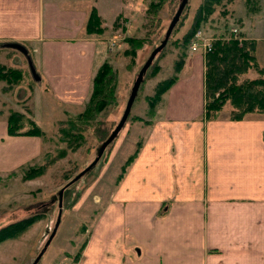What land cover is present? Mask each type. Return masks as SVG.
Masks as SVG:
<instances>
[{
	"label": "crops",
	"instance_id": "obj_1",
	"mask_svg": "<svg viewBox=\"0 0 264 264\" xmlns=\"http://www.w3.org/2000/svg\"><path fill=\"white\" fill-rule=\"evenodd\" d=\"M93 8L105 23L96 0H0V51H12L8 67L30 76L36 124L40 95L63 106L87 100L105 54L99 35L85 29ZM258 13L251 24L260 25L258 35L237 31L255 40L264 69ZM201 52H185L176 80L148 112L141 146L74 264H264V115L202 120ZM28 87L14 89L16 101ZM6 115L0 113V178L41 151L39 137L7 134Z\"/></svg>",
	"mask_w": 264,
	"mask_h": 264
},
{
	"label": "rangeland",
	"instance_id": "obj_2",
	"mask_svg": "<svg viewBox=\"0 0 264 264\" xmlns=\"http://www.w3.org/2000/svg\"><path fill=\"white\" fill-rule=\"evenodd\" d=\"M157 1L160 9L157 16L151 18L146 15V10ZM161 1L96 0L105 23L99 17L94 27L101 29L97 35L102 41L101 45L105 46V54L100 60L108 64L113 76L110 79L111 98L94 120L89 122L76 116L83 110L84 101L76 106H63L55 105L44 94L38 96L34 110L37 124L43 131V136L39 137L40 154L31 163L0 178V227L23 217L32 218L18 225L11 236L0 240V264H74V256L82 248L94 221L113 191L124 161L143 141L147 132L146 121L150 118L147 96L153 93L159 80L173 74L174 62L181 49L184 50L179 40L191 27L200 3V0H187L165 45L154 55L143 74L124 124L105 146L97 161L75 178L95 159L100 145L118 123L138 70L163 38L178 0ZM263 8L264 2L260 0H225L202 22L199 31L206 40L225 37L232 28L256 36L261 27L256 22L251 24L259 15L258 11L264 18ZM117 10L119 14L113 20ZM238 35L242 36L239 32ZM128 38L142 40V45L133 53L126 42ZM188 49L187 45L185 52ZM257 52L263 60L264 51L260 46ZM11 53L0 51V65L8 67L7 59ZM201 53L204 54L203 51ZM255 76L256 71L248 70L240 78ZM31 83L30 76L25 72L20 82L11 87V92H4L6 84L0 80V113L18 109L16 104L19 101L15 100L12 93L16 87L27 88L28 85V96L20 101L23 103L21 111H31ZM229 109L226 102L218 116H227ZM28 116L31 117V112ZM67 183L62 191L57 229L42 251L57 217L58 191Z\"/></svg>",
	"mask_w": 264,
	"mask_h": 264
},
{
	"label": "trees",
	"instance_id": "obj_3",
	"mask_svg": "<svg viewBox=\"0 0 264 264\" xmlns=\"http://www.w3.org/2000/svg\"><path fill=\"white\" fill-rule=\"evenodd\" d=\"M223 1L225 0H200V3L197 6L193 16L191 27L186 33L182 35L181 39L179 40L180 46L184 48V50L181 49L176 61L174 62L173 74L162 80H159L153 88V93L147 96V106L149 113L153 111V108L160 100L161 95L176 80V72L179 70L182 58L185 55V48L193 38L194 33L199 30L202 22H204L208 16L214 12L215 7L220 5ZM161 2H164V0ZM179 2L180 0H178L177 6ZM158 3V1L151 3L146 10V15H150L151 18H155L157 16L158 10L160 9V6L158 7ZM186 4L187 1L180 12V15L186 7ZM180 15L177 22L179 21ZM98 20L99 16L93 8L89 12L86 21L85 29L87 33L97 34L101 31V29L98 27H94V25L98 23ZM126 42L128 44L129 50H131L132 53L142 45V40L137 38H128L126 39ZM255 44L256 42L253 38H244L239 36L238 31L235 36L228 33L225 37H215L210 39V50L204 51L203 54L202 120H216L219 117L218 112L226 102L230 106L228 115L226 116L228 120H241L246 114L264 115V69L259 67L255 60ZM162 48L158 52H160ZM151 62L147 68L150 66ZM157 69L158 68H156V70ZM248 70L256 71L257 76L252 78H240V76L245 74ZM109 71L110 67L105 62H102L95 71L91 79V88L84 108L79 114L76 115L78 118L83 119V121H93L102 108H104V106L109 103L112 95L110 79H113V76H111ZM155 72L157 71H154V73ZM22 76L23 72L19 68L5 67L0 65V80L5 81L6 84L3 88L4 92L10 91L12 86L17 85L22 79ZM20 104L23 105L22 102H20ZM30 112L31 111H27V109L26 112L9 109L6 115L7 134L42 137L43 131L32 120V118L28 116ZM140 146H138L137 149L135 148L124 161V166L121 169V174L117 178V181H119L122 174L124 173L125 170L123 171V169L128 166L136 156ZM68 184L69 183H67L63 189ZM31 218V216L23 217L0 227V240L11 236L17 230L16 228L18 225L22 224L23 222H28V220ZM83 245L84 242L82 246ZM79 255L80 250L78 254L74 256V262L77 261Z\"/></svg>",
	"mask_w": 264,
	"mask_h": 264
},
{
	"label": "water",
	"instance_id": "obj_4",
	"mask_svg": "<svg viewBox=\"0 0 264 264\" xmlns=\"http://www.w3.org/2000/svg\"><path fill=\"white\" fill-rule=\"evenodd\" d=\"M186 1L187 0H180L179 4L177 6L176 11L174 12L173 16L171 17V19H170V21L168 23V26H167V28H166V30L164 32V35H163L162 40L150 52V54L148 55L147 59L144 61V63L142 64V66L138 70L137 75H136V77H135V79L133 81V84H132L131 88H130V92H129L127 101L125 103L124 110L122 112V115H121L118 123L113 128V130L110 132V134L108 135V137L100 145L99 150H98V153H97V156L95 157V159L87 167H85L75 178H77L78 176H80L83 172L87 171L97 161V159L101 155V153H102L103 149L105 148V146L114 138V136L117 134V132L122 127V125H123V123H124V121H125L128 113H129V110H130L131 104L133 102V99L135 97L136 91L138 89L139 83H140V81L142 79L143 72L146 70L147 66L149 65V63L153 59L154 55L165 45V43L167 41V38H168V36H169V34H170L173 26L177 22L178 17L180 15V12H181L183 6L185 5ZM62 191H63V187L60 188L59 191H58V212H57V217H56L54 226H53V228H52V230L50 232V235L48 236V238H47V240H46V242H45V244H44V246L42 248V251L44 250V248L46 247V245L49 243V241L51 240L52 236L54 235V233H55V231L57 229V226H58V223H59V217H60V201H61ZM41 252L37 255L36 259L39 258ZM32 264H34V262Z\"/></svg>",
	"mask_w": 264,
	"mask_h": 264
},
{
	"label": "built area",
	"instance_id": "obj_5",
	"mask_svg": "<svg viewBox=\"0 0 264 264\" xmlns=\"http://www.w3.org/2000/svg\"><path fill=\"white\" fill-rule=\"evenodd\" d=\"M230 34H233L234 36L237 34V30L235 28H232L229 31ZM188 48L191 51L195 50H202L204 51H209L210 50V40H206L202 37L201 32L197 30L191 41L188 43Z\"/></svg>",
	"mask_w": 264,
	"mask_h": 264
}]
</instances>
